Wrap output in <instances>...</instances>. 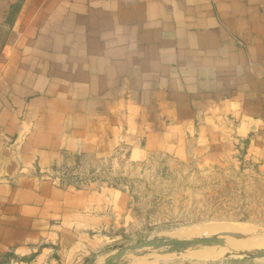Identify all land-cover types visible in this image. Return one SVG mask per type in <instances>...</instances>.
Listing matches in <instances>:
<instances>
[{"label":"crops","instance_id":"0c3cea01","mask_svg":"<svg viewBox=\"0 0 264 264\" xmlns=\"http://www.w3.org/2000/svg\"><path fill=\"white\" fill-rule=\"evenodd\" d=\"M233 137L264 170V0H22L0 50V264L106 258L126 196L61 186L67 154H222Z\"/></svg>","mask_w":264,"mask_h":264},{"label":"rangeland","instance_id":"374dc122","mask_svg":"<svg viewBox=\"0 0 264 264\" xmlns=\"http://www.w3.org/2000/svg\"><path fill=\"white\" fill-rule=\"evenodd\" d=\"M21 2L0 0V50ZM231 139L232 148L227 146L222 154L201 153L198 148L181 158L149 153L135 159L123 146L106 155L67 154L49 174L58 177L63 187L88 189L105 184L126 196L123 209H118V199L112 194V214L104 229L106 257L140 239L220 235L225 238L223 244L196 245L181 252L146 247L127 253L123 262L264 264V257L249 258L243 253L264 248V170L245 158L236 137ZM224 232L243 236L222 235Z\"/></svg>","mask_w":264,"mask_h":264},{"label":"water","instance_id":"95a60500","mask_svg":"<svg viewBox=\"0 0 264 264\" xmlns=\"http://www.w3.org/2000/svg\"><path fill=\"white\" fill-rule=\"evenodd\" d=\"M222 235H231L234 237H242L243 235L238 232H224ZM225 238L220 235H210V236H199L193 237L191 239H178L168 236L152 237L146 239H140L137 242L121 246L117 249L115 253L110 254L106 259L99 264H124V257L129 252L138 253L139 250L146 247H151L154 249H163L165 252H181L189 247L196 245H214L223 244ZM241 253V252H240ZM247 257H264V248L247 250L243 252Z\"/></svg>","mask_w":264,"mask_h":264}]
</instances>
